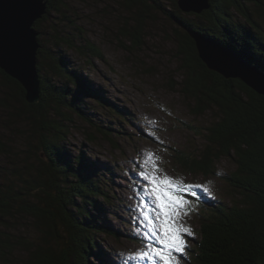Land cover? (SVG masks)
<instances>
[{"label": "trees", "instance_id": "16d2710c", "mask_svg": "<svg viewBox=\"0 0 264 264\" xmlns=\"http://www.w3.org/2000/svg\"><path fill=\"white\" fill-rule=\"evenodd\" d=\"M58 2L48 0L47 14L34 24L40 45V100L28 102L23 85L0 68V111L9 112L8 119L21 132L17 137L26 142V147L16 152L0 137V156L15 163L21 155L26 161L19 171L20 185L10 183L13 172L0 166V180L2 177L9 182L0 181V263H8L9 250L15 248L28 253L21 264H96L92 262L95 258L101 260L100 264H119L106 258L97 240L100 232H118L100 226L101 215L116 206L111 205L109 186L102 174L94 173L93 163L85 154L74 156L70 152L64 138L72 131L75 117L87 123L82 132L90 141H97L100 135L114 140L122 133L114 130L117 124L95 122L79 104L83 87L90 89L83 76L69 72L61 55L65 45L74 46L70 35L59 34H67L59 27L69 19L66 15L60 19L53 16L55 12L64 14L65 8ZM122 3L134 15V22L122 33L135 45L142 42L139 34L160 16L173 26L172 38L178 41L174 57L186 70L182 93L196 102L195 112L213 117L205 128L206 143L200 157H188L184 165L194 174L210 176L217 175L218 161L235 164V171L221 172V176L240 192L241 198L229 203L207 199L209 207L203 211L192 264H264V96L239 78H226L208 69L193 37V33L198 34L222 45L264 74V0H209L210 7L202 12L182 10L179 0ZM95 54L102 56L99 51ZM57 77L66 80L65 86H58L60 89L53 86ZM97 93L88 91L87 96L97 97L107 113L121 125L126 124L118 108ZM25 125H29V131ZM16 146L20 148V144ZM30 218L44 226L43 237L36 241L20 232ZM14 229L18 233L12 232Z\"/></svg>", "mask_w": 264, "mask_h": 264}, {"label": "rangeland", "instance_id": "374dc122", "mask_svg": "<svg viewBox=\"0 0 264 264\" xmlns=\"http://www.w3.org/2000/svg\"><path fill=\"white\" fill-rule=\"evenodd\" d=\"M122 2L123 0H59L58 6L65 8L64 14H53L58 19L64 15L69 19L68 24L59 27H63L67 34H59L70 35L74 47L65 45L61 55L65 57L69 72L83 76L90 89L83 87L85 92L81 94L83 101L79 102L80 106L88 111L95 122L117 124L114 125V130L122 133L114 140L112 137L109 139L100 135L97 141H90L82 132L87 123L84 119L75 117L72 131L64 138L65 146L68 145L74 156L85 154L93 163L94 173L102 174L108 184L113 198L112 207L116 203L112 209L104 206L110 209V213L107 210V214L101 215L99 220L100 226L118 232L110 235L100 232L97 235L99 244L107 253L106 258L112 262L117 260L121 264H152L148 259L124 260L121 255L130 256L143 251L150 240V225L143 212L147 211L155 220L156 205L154 198L145 191L146 187L150 189L151 186L138 175L141 170H151V161L147 169L143 165L149 152L160 157L159 167L163 169L162 174L166 173L185 183L207 185L211 194L200 192L199 201L193 204L191 213L184 218L185 223L192 228L194 236L186 237L188 248L180 264H192V249L199 235L203 211L209 207L207 199L229 203L241 198L240 192L221 176V172L227 174L226 172L235 171V164L231 160L218 161L217 175L210 176L200 172L194 174L184 165L185 160L200 157L206 143L205 128L213 117L209 113L200 115L195 112L196 102L182 93L186 70H183L182 64L174 57L178 41L172 38L173 26L160 16L158 20L149 23L145 32L139 34L142 42L135 45L132 39L122 33L128 24L134 22L133 13L127 11ZM53 48L57 49L55 46ZM96 51L102 56L95 54ZM65 83V79L59 80L57 77L53 86L58 88L60 85L65 86ZM99 89L107 100L121 108L126 120L132 124L127 122L126 125H121L122 123L101 107V103L98 104L97 97L87 96L88 91ZM57 93L59 96V92ZM1 95L0 90V97ZM62 98L60 97L61 100ZM8 114L9 112L0 111V137L9 147L20 152L26 147V142L17 137L21 132L17 131L19 127L16 123L8 119ZM25 127L29 131V125ZM18 144L20 148L16 146ZM20 157L13 163L0 156V166L4 167L2 170L6 168L13 172L9 181H13L14 185H20L17 181L20 178L19 171L26 164L25 159L22 161ZM0 181L9 183L2 177ZM23 226L20 227L23 237L32 238L34 241L43 237L44 226L39 225L33 218ZM12 232L18 233L15 229ZM131 237H139L140 241ZM9 251L10 261L6 264H21V261L25 263L28 253L17 252L15 248ZM93 261L96 264L101 262L98 258ZM156 264L160 262L156 261Z\"/></svg>", "mask_w": 264, "mask_h": 264}, {"label": "water", "instance_id": "95a60500", "mask_svg": "<svg viewBox=\"0 0 264 264\" xmlns=\"http://www.w3.org/2000/svg\"><path fill=\"white\" fill-rule=\"evenodd\" d=\"M48 0H0V68L19 81L28 102L40 100L37 20L48 12ZM182 10L202 12L209 0H179ZM200 59L208 69L226 78H239L264 96V74L222 45L193 33Z\"/></svg>", "mask_w": 264, "mask_h": 264}, {"label": "snow or ice", "instance_id": "6c2138e0", "mask_svg": "<svg viewBox=\"0 0 264 264\" xmlns=\"http://www.w3.org/2000/svg\"><path fill=\"white\" fill-rule=\"evenodd\" d=\"M138 175L148 182L150 189L145 188L154 198L156 205L155 220L147 211L143 212L145 220L150 225V240L143 251L134 255L123 256L124 260L148 259L152 264H180L182 257L186 256L188 243L186 237L194 236L192 228L185 223L195 202L200 199V192L211 194L207 185L185 183L163 173L159 167L160 157L149 152L143 161L144 168ZM199 190V191H198ZM146 234V235H149ZM159 245V246H157Z\"/></svg>", "mask_w": 264, "mask_h": 264}]
</instances>
